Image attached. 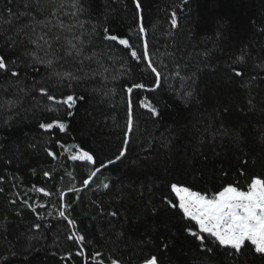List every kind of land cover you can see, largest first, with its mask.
Segmentation results:
<instances>
[{"label":"trees","instance_id":"obj_1","mask_svg":"<svg viewBox=\"0 0 264 264\" xmlns=\"http://www.w3.org/2000/svg\"><path fill=\"white\" fill-rule=\"evenodd\" d=\"M63 2L61 11L69 15L60 19L77 22L64 35L81 38L73 40L83 49L75 58L65 55L63 39L53 45L55 55L20 43L22 37L8 47L7 37L28 22L23 16L13 19L8 9L25 11V0H0V55L19 73L15 78L0 71V264H5L3 256L7 264H111V259L142 264L151 255L159 264H264L254 251L229 256L210 237L205 243L214 252L202 251L186 231L190 222L161 199L176 202L172 183L212 194L228 183L246 187L252 176L264 178L259 140L264 68L258 67L264 63V0H140L139 11L134 0H81L84 11L77 17L71 16V0ZM41 3L40 14L30 9L38 19L49 16L53 7L46 0ZM9 19L11 24L4 23ZM141 23L150 58L166 77L155 91L148 90L153 74L147 61L133 60L129 49L104 39L107 28L108 34L129 39L140 53L145 39L139 34ZM33 50L41 60H53L52 66L26 54ZM177 65L180 77L174 75ZM233 68L243 71V77H236ZM54 71L77 79L61 82ZM132 83L146 87L131 94L133 125L128 133L126 89ZM40 87L57 100L74 95L76 104L71 109L56 104L39 93ZM188 91L193 95L185 99ZM249 97L257 106L253 111ZM145 98L156 107V115L140 106ZM57 120L66 125L64 131L40 127ZM209 125L227 129L229 135L212 137L204 132ZM233 129H245L246 143L231 139ZM126 133V156L107 164L123 147ZM78 148L92 153L97 163L71 160ZM101 162L107 167L83 186ZM104 183L108 189L98 187ZM39 188L51 195L34 190ZM60 210L76 221L75 229L59 216ZM113 211L118 215H109ZM36 223L40 229L33 227ZM73 231L85 237L82 245L66 239ZM81 249L84 257L76 255ZM96 252L100 256L92 260Z\"/></svg>","mask_w":264,"mask_h":264},{"label":"snow or ice","instance_id":"obj_2","mask_svg":"<svg viewBox=\"0 0 264 264\" xmlns=\"http://www.w3.org/2000/svg\"><path fill=\"white\" fill-rule=\"evenodd\" d=\"M46 2L53 7L50 15L44 17L43 19H38L37 15H34L33 12L30 11V9L34 7L36 13L40 14L43 7L41 0H25V11L19 12L18 14L13 13L11 8L8 9L9 15L13 19H18L19 17L23 16L27 18L28 22L17 28L13 36L7 37V46H15L18 38L22 37L23 39L20 40V43L26 42L27 44L34 46L35 50L47 48L48 50L52 51L53 55H55L53 45L59 44V42L63 39L68 45V47L64 49L65 55L73 56V58H75V56H80L83 49L77 47V44L73 43V40H80V36H73L71 39H69L68 36L64 35V33H71L77 22L73 21L72 23L65 24L64 20L60 19V16L69 15V13L61 11L64 7L63 0H60L58 6H56V0H46ZM134 2L137 11H139L141 9L140 0H134ZM71 6L74 9V11L71 12V16L73 17H77L79 13L84 11L81 0H71ZM4 23L11 24L12 19L4 21ZM171 25L173 28L177 27L175 12L172 13ZM83 26V23L79 24V27L83 28ZM38 28L40 29L39 32L37 31ZM146 32L147 30L145 29L143 23H141L139 25V34L145 36V39L143 40L142 51L140 53H138L136 48L133 47V45L129 42V39L108 34L107 28L104 29V39L118 42L119 45L129 49L130 56L133 60L147 61L146 68L150 70L151 74H153V84L148 90L155 91L161 87L162 79H166V77L163 76L161 70H158V68L154 66V63L150 58L149 43L146 38ZM82 43L83 41H81V44ZM35 50L26 54L32 55L40 63L51 67L53 60H41L37 56ZM57 59H60V57H57ZM243 60V56L238 57V61L242 62ZM11 63L15 65L16 61L13 60ZM258 67L264 68V63H261L258 65ZM0 71L5 73L11 72L12 77L19 78V73L9 68V64L6 62V57L4 55H0ZM232 72L236 77L242 78L244 75L243 71H239L236 68H233ZM53 75L58 77L61 82L65 78L70 80L77 79V77H74L70 72L54 71ZM174 75L180 77L179 65H177ZM181 79L185 78L181 77ZM251 79L255 80L256 77H251ZM145 87L146 85L144 83H132L131 86L127 87L126 89L128 93V133L132 131L133 125L131 94L133 93L134 89H145ZM38 91L41 95L46 96L48 100L53 101L56 104L66 105L68 109L73 108V106L76 104L77 98L74 95H67L62 99L57 100V98L51 95L48 89L45 87H40ZM192 95L193 92L188 91L184 94V97L187 99L192 97ZM7 103H12V101H8ZM247 105L250 111L255 110L257 107L256 104L253 103L252 97H249ZM2 106L3 104H0V107ZM140 106L149 109L153 115L157 114L156 107L153 106L152 103L147 100V98L140 101ZM224 111L227 112L228 109L225 108ZM260 111L261 113H264V101H262L260 104ZM68 115H72V113L68 112ZM262 119H264V117H262ZM40 127L45 130L58 128L60 131H64L66 125L57 120L52 121L51 123H42L40 124ZM221 128H223V125H221ZM197 131H199V129ZM204 132L210 133L212 137L217 135H229V131L227 129H224L223 132H221L219 129L213 130L211 125L206 126L204 128ZM201 136H203V133ZM231 139L237 144L242 142L246 143L245 129H233L231 132ZM259 140L261 145L264 146V124L259 126ZM122 143L123 147L115 156V160L110 159L107 161V164H114L116 161H120L126 156L129 144L127 133L126 138ZM65 150L67 151V149ZM48 154L53 157L55 156V153L51 151H49ZM70 159L73 161L79 160L88 162L93 165L97 163V160L92 153L79 148L76 154H72L70 156ZM107 164L101 162L99 167H96L93 171L89 172L87 179L83 180V186H88L92 182L93 178L96 177L100 172L101 168L107 167ZM240 174L244 175V172L241 170ZM44 175L49 176V173L45 172ZM0 179H2V177H0ZM98 187L108 189L109 184L104 183ZM34 190L44 193V195H51V193L46 192L43 188ZM68 191L79 193L80 189L69 188ZM170 193L174 194V199L176 201L175 203L173 202V199H169L168 196H163L161 199L166 203L167 206L178 209V211L182 213L183 218L190 222V224L186 226V231L193 238L200 242L199 247L202 251H206L207 253L214 252V248L208 246L205 243L207 238L210 237L212 238L211 242L214 243L217 248H223L229 256L234 258L237 256H243L247 252L251 251L260 254L261 258H264V178L261 176H252L250 181L247 182L246 187H240L234 183H228L224 185L221 190L212 194L194 191L192 188L184 186L183 184L172 183L170 185ZM138 194H142V192ZM64 195L65 193L61 191L59 193L60 199H63ZM25 204H27V201H25ZM28 207H32V205L29 204ZM67 207L70 206L64 205L65 209ZM33 211H35L34 208ZM109 215L115 217L118 215V213L113 211ZM59 216L66 220L67 224L72 229L76 228V221L74 219H69L68 216L65 215L64 210L59 211ZM37 218L39 219V216ZM33 227L35 229H40L41 224L36 223L33 225ZM66 239L73 241L74 243H80L82 245L85 237L73 231L66 237ZM164 247L167 248V244H165ZM10 254L11 256H15L16 252L12 251ZM71 255V252L66 254L68 258H70ZM76 255L84 257L85 252L81 249L77 251ZM99 256L100 253L96 252L91 255V259L96 260V258ZM2 259L4 260L5 264H7L8 257L3 256ZM85 264H87V260H85ZM111 264H121V262L119 259H111ZM142 264H159L158 257L156 255L143 257Z\"/></svg>","mask_w":264,"mask_h":264}]
</instances>
